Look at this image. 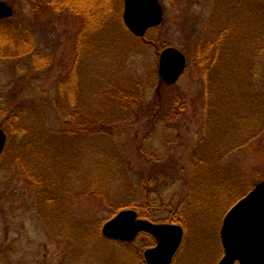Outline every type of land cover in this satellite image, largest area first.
Returning <instances> with one entry per match:
<instances>
[{
  "label": "rangeland",
  "instance_id": "obj_1",
  "mask_svg": "<svg viewBox=\"0 0 264 264\" xmlns=\"http://www.w3.org/2000/svg\"><path fill=\"white\" fill-rule=\"evenodd\" d=\"M1 1L15 14L0 27V264H146L152 235L102 234L136 199L183 228L175 264H218L227 211L264 180V0H159L145 38L124 0L105 1L100 30L80 2ZM168 47L188 66L160 90Z\"/></svg>",
  "mask_w": 264,
  "mask_h": 264
},
{
  "label": "water",
  "instance_id": "obj_2",
  "mask_svg": "<svg viewBox=\"0 0 264 264\" xmlns=\"http://www.w3.org/2000/svg\"><path fill=\"white\" fill-rule=\"evenodd\" d=\"M124 23L137 37L143 38L150 29L164 21L158 0H124ZM14 10L0 1V20L11 18ZM187 68L186 56L176 48H167L160 55L159 75L167 85L177 83ZM8 136L0 128V156ZM141 233L151 234L156 246L144 253L147 264H172L184 231L181 226L153 223L139 217L135 210H123L102 228L108 239L134 242ZM225 256L219 264H264V181L239 201L226 215L221 228Z\"/></svg>",
  "mask_w": 264,
  "mask_h": 264
},
{
  "label": "trees",
  "instance_id": "obj_3",
  "mask_svg": "<svg viewBox=\"0 0 264 264\" xmlns=\"http://www.w3.org/2000/svg\"><path fill=\"white\" fill-rule=\"evenodd\" d=\"M48 1H49V5H50V4L53 3V1H56V0H48ZM105 1H106V0H67L66 2H65V1H62V3L59 4V6H60V7H66V5H71V4L78 5L79 2L82 3L81 6H78V9L76 8V6H73L72 10H74V11H78V13L81 12L82 15H84V16L86 17V21L88 20L87 23L94 22L96 28H97L98 30H100V29L103 27V24H102V23L104 22V17H105L104 14H105V12H106L105 10H107V7H106V3H105ZM114 1H115V2H114ZM117 1H119V0H113L115 6H116ZM87 2H88V3H92V6H91V7H87V5L85 4V3H87ZM79 9H80V12H79ZM2 24L5 25L4 21L0 23V27L2 26ZM5 38H6V37H5ZM1 40H2V39H1ZM6 40H8V39L6 38ZM0 47H1V48H0V51H2V49L5 50V49L8 48V47L11 48V46H6V44L3 42V40H2V42H0ZM24 55H26V53L23 54V56H24ZM0 57H1V55H0ZM164 86H165V85H164L163 82L160 80V83H158V88L161 90V89H163ZM130 92H133V90L129 89V93H127V95L122 96L126 102H132V100H137L136 96H133L132 93H130ZM122 97H121V98H122ZM56 105H58V104H56ZM171 105H172V107H175V108H173V109H178V111H179V107L181 106V103H179V101L175 100ZM14 116H15L14 118H16V117H19L20 114L17 112ZM124 121H125V120H124ZM19 125L22 126V123H20ZM118 125H119V124H118ZM22 127H23V126H22ZM113 128H115V127H113ZM25 132H27V128H26V126H25V128H24L22 134H25ZM112 133H113V132H112V129H111V133H110V134H112ZM150 161H151V160H150ZM107 162H108V160H107V161H103L102 163H107ZM117 163H120L118 159L116 160V164H117ZM155 166H156L155 161H151V162H150V170L153 169ZM194 168H195V172L198 173V170H199V164H198L197 161H195ZM122 173H123V174L126 173V170H125L124 168H122V170H121V175H122ZM196 175H197V174H196ZM154 179H155V178H154ZM158 179H159L158 176H156V181H157ZM140 181H141V180H140ZM145 181H146V180H145ZM153 183H154L153 181H149V184H153ZM149 184H148V185H149ZM223 186H224V185H223ZM226 189H227V188H226ZM225 197H226V196H225ZM144 199H146L147 202L149 203V200H148L147 198H144ZM137 200H138V199H136V201H134V202L132 203L133 208H136V210L139 212V214H140L141 216H143V218H147V219H150V220H153V221H154V219L152 218L154 215L151 214L150 212L144 210L145 208H144V206H143V203H138ZM229 205H230V204H229ZM121 209H124V207L121 208ZM172 220H173V219H172ZM156 222H157V221H156Z\"/></svg>",
  "mask_w": 264,
  "mask_h": 264
}]
</instances>
